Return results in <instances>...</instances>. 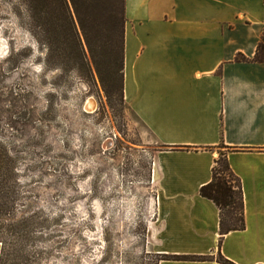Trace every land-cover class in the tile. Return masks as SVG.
I'll return each mask as SVG.
<instances>
[{
  "label": "rangeland",
  "instance_id": "374dc122",
  "mask_svg": "<svg viewBox=\"0 0 264 264\" xmlns=\"http://www.w3.org/2000/svg\"><path fill=\"white\" fill-rule=\"evenodd\" d=\"M122 5L0 0L2 264L163 259L150 242L158 146L123 101L103 45L111 6Z\"/></svg>",
  "mask_w": 264,
  "mask_h": 264
},
{
  "label": "crops",
  "instance_id": "0c3cea01",
  "mask_svg": "<svg viewBox=\"0 0 264 264\" xmlns=\"http://www.w3.org/2000/svg\"><path fill=\"white\" fill-rule=\"evenodd\" d=\"M124 101L155 145L157 215L150 242L164 256L264 264V0H124ZM224 145L241 180L246 228L224 237L200 190ZM180 150H173V149ZM189 149V150H187ZM2 248L0 245V258Z\"/></svg>",
  "mask_w": 264,
  "mask_h": 264
},
{
  "label": "trees",
  "instance_id": "16d2710c",
  "mask_svg": "<svg viewBox=\"0 0 264 264\" xmlns=\"http://www.w3.org/2000/svg\"><path fill=\"white\" fill-rule=\"evenodd\" d=\"M109 25L107 31L109 36L103 40V45L109 49L112 67L110 73L112 76H118L120 82V93L124 101V43H125V7L124 0L120 12L114 6H111V13L108 14ZM238 63H260L264 64V32L261 42L257 48L254 58L248 59L239 54L236 57ZM125 102V101H124ZM226 149L224 145L220 147ZM180 150V149H173ZM189 150V149H187ZM7 154L0 153V165L7 158ZM9 158V157H8ZM1 169V166H0ZM203 198L211 200L220 210V233L221 236L228 235L231 232L243 231L246 228L245 221V200L241 180L235 175L228 161V153H219V158L215 161L213 168L212 181L203 186L200 190ZM6 248L3 246L0 264L3 262ZM219 262L222 264H232L225 260L220 253ZM162 260L185 261V262H207L210 257L195 256H164Z\"/></svg>",
  "mask_w": 264,
  "mask_h": 264
},
{
  "label": "bare ground",
  "instance_id": "6f19581e",
  "mask_svg": "<svg viewBox=\"0 0 264 264\" xmlns=\"http://www.w3.org/2000/svg\"><path fill=\"white\" fill-rule=\"evenodd\" d=\"M88 111L90 112H93L96 108V104L94 101L90 100L88 103H87V107H86Z\"/></svg>",
  "mask_w": 264,
  "mask_h": 264
}]
</instances>
